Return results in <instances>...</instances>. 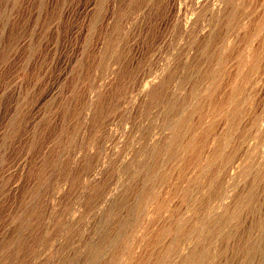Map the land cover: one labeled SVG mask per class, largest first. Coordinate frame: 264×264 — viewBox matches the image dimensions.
<instances>
[{
	"label": "rangeland",
	"instance_id": "1",
	"mask_svg": "<svg viewBox=\"0 0 264 264\" xmlns=\"http://www.w3.org/2000/svg\"><path fill=\"white\" fill-rule=\"evenodd\" d=\"M0 264H264V0H0Z\"/></svg>",
	"mask_w": 264,
	"mask_h": 264
}]
</instances>
